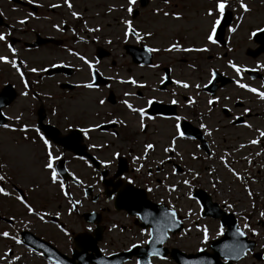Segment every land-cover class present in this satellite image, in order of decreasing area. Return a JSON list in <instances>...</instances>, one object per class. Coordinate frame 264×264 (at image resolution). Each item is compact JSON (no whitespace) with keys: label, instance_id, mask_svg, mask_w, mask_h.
<instances>
[{"label":"flooded vegetation","instance_id":"1","mask_svg":"<svg viewBox=\"0 0 264 264\" xmlns=\"http://www.w3.org/2000/svg\"><path fill=\"white\" fill-rule=\"evenodd\" d=\"M22 1L26 4L28 3V0ZM76 1L78 0H69V4H71V7H69L65 3L60 4L64 0H33V3H28V5L12 0H0V13L3 14L0 15V19H2L0 33L6 34V41L0 42L3 44L4 49L6 48L5 50H7L8 45H11L15 49L14 57L20 69V72H17L10 63L0 62V67L4 69L3 71L0 68V75L3 74L5 78H8L0 83L2 84L0 85V91L4 86H7L5 90L7 96L15 93L13 100L1 109V112H4L6 117H12V119L0 117V121L4 120V123L17 128L21 124L35 125L50 140L53 154H63L62 159L56 162V168L60 162H63L64 168L68 170V176L62 177L60 174L58 182L53 184L56 186L47 192L35 187L33 184L29 185V179L36 178L42 172H45V175L49 179V172L43 167L46 162V153L43 144L31 127L27 133L19 131L13 132L0 127V138H2L0 140L6 139L14 145L19 146L20 156L23 154V151L27 152L29 150L28 146L34 155V162L28 163L26 160H19L16 163L14 171L9 169L8 171L2 172V167H0V174H7L6 176L10 178L9 181L14 179L17 181L12 182L10 186L9 181L3 182V187L11 195H0V232L7 231L11 236H15L22 241L21 244H16L13 239L0 237V256L9 249H11L9 257L17 256L18 245H21L23 251L19 253L22 256V260H24V264H98L96 262L94 263L95 257L93 256L92 243L96 233L99 232L100 238L96 242V245L99 249L100 256L103 257L131 251V253H127V257H123L124 254H122L116 259H110L108 261L105 259L103 264H136L137 261H140V264H174L169 253L172 248L170 239L173 235L169 234L164 243L165 254L163 257L165 259L161 260L157 256L150 255L148 251L143 249L146 245L143 241L148 239L146 233L150 232V230L142 228L136 216L128 215L124 210H116L114 207V200L125 189L124 185L141 188L146 192L148 199L156 201L153 191L149 192L147 190L149 188L153 190L150 178L157 175V173H165V170H168L170 167L169 163L175 164V160H172L173 153L166 154L162 150L164 156L156 159L155 153L152 155L149 150L147 158L143 159L144 161L142 162H138V159L133 160V157H140L144 153L142 155H132L129 158L125 153L123 155L125 162V166H123L124 172L116 175L117 160L115 170L109 167L104 168L101 165L100 168H95L89 156L86 154H77L76 150L70 151L63 149L60 144L55 143L51 138L58 139L69 134L73 138L71 142L75 146L82 145L84 151L91 155V157H94L98 162L105 160L104 148L108 146V140L103 135L107 136L108 134L112 135L116 133L118 136L120 125L122 126L124 124L116 123L115 128L112 129H107L106 125L113 120L121 121L120 116L115 114L116 106H122L126 111H129L121 103L122 100H128L134 107H145L147 114L154 117L152 120L145 119L144 123L147 126L148 123H156L161 126L159 127L160 130L169 129L175 132L176 121L173 117L176 115L183 118L180 122L181 124L187 121L196 126L202 132L208 147V151L204 152V156L206 157L215 155L217 140H219V137L224 132L227 133L231 144L236 143L250 148L255 145L249 143L253 139H257L258 143L261 144L262 142L264 144L263 138L259 137L257 132L258 129L264 131V100L259 99L256 94L246 89L239 88L235 82L239 81L252 88H256L258 91H264V34L256 39L249 35L252 30L248 34L247 41L251 45L249 44L243 47L245 51V63L239 62L238 60H234L236 62H233L238 67L244 69L239 76L236 75L233 68L229 67V59L223 62L220 58V56L223 58L227 57L234 47L232 42L235 34L234 32L230 33L228 31L234 23L233 13H231L224 27L221 28V25L218 26L220 29L214 35V38L217 40L215 45L208 44L206 40V35L210 30L206 32L204 36L205 43L203 44L189 43L184 45L183 42L186 40L185 35L180 34L174 37L172 43H179L182 48L208 47L210 49L208 52L194 53H205V59L214 66V68H208L207 79L202 84V87H200V93L195 95L196 102L193 105H188L187 94H179L172 90L175 89L176 85L172 81L178 79L173 71L174 64L172 66L169 65L171 70L170 83L166 87H161V74H159L157 81L151 82L152 87L145 86L148 85V82H143L144 87L119 83L120 80L125 79L116 78L110 72L118 66V58L115 53L116 47L111 45L113 38L106 35L107 32L102 24H89V21L97 19L101 21L104 17L100 16L97 18L96 16H88L87 11L81 12L77 10L78 8L75 5ZM51 5H59V7H51ZM116 10L118 8L114 9V11ZM16 11L24 15L22 16L24 18L19 17L21 19H17L16 21L18 24H21L19 23L21 20L25 21L22 24L21 31L17 30L14 23L10 20L11 12ZM73 12H76L78 15L73 17ZM122 17L121 13H119L117 19H122ZM31 21L37 22V28L32 27L33 23ZM89 28L99 30L89 32ZM139 30H141V36H143L142 29L139 28ZM37 37L50 38L51 41L29 46V43H32ZM119 38L121 42L119 45L122 46V49L125 44L140 46L145 44V40H149V38L145 37L142 41L137 42L135 36L132 35L130 39L125 41L124 37H122L123 39L121 37ZM21 55L32 56L35 58V62L31 64L30 61ZM79 56H84L93 65V69L90 70L79 59ZM21 61L24 63L21 64ZM130 62L133 63L131 60ZM182 62L191 64L187 57H183ZM107 63L110 67L107 66ZM53 64L59 65V67L65 66L72 68V72L69 75L64 72L47 74L45 69H51V65ZM135 66L139 68H152L154 70L150 65L135 64ZM31 68H36L38 71L31 72L29 71ZM84 68H86L84 75L79 76L78 72ZM94 70L104 78L96 79L98 83L96 88L87 89L82 87L81 85L90 80L92 82L94 81ZM116 70H120V66ZM212 71H217L218 76L220 75L228 84L217 88L213 94H210L205 92L209 85L207 87H203V85L208 84L209 74ZM12 73L16 75L15 80H12ZM21 73L24 77L23 81L21 80ZM133 79L136 80L135 78ZM47 82L52 83L53 89L51 91H42L40 86ZM25 83H27L28 88L24 87ZM65 83L68 84L61 85ZM114 84L119 86L126 85L127 88L125 89L127 91H122L121 93L116 92ZM137 84H141V81H137ZM230 86L231 90L229 89ZM131 88H135V91L132 92ZM31 89V96L35 101L38 102L39 100L47 99V102H39L37 105H32L31 107H25L23 105L13 107L18 97L22 96L21 93L27 92L28 96ZM224 89L230 93L221 95L220 91ZM55 90H59V92H54ZM105 90L106 92H104ZM89 92H96L98 95L95 101L97 106L107 108L110 105L115 110L110 108L103 112L100 109L99 112H94L92 116L88 111L79 108L78 106L85 98L82 96L89 95ZM125 92L135 93V95L126 97L124 96ZM110 93L113 94L112 102L109 101ZM68 94H70L69 108L71 113L65 117L68 122L63 123L54 105L51 106L50 101L53 99H61ZM148 94L152 95L147 96ZM216 97L220 99L214 105L209 106L207 101ZM225 97H228V99H225ZM151 98H155L157 102L148 106L146 101ZM100 99L105 101L104 105L98 103ZM133 99L143 100L144 102L137 104V102L131 101ZM172 99H175L177 104H171L170 101ZM201 107L204 109L202 110ZM246 108L250 110L247 113L244 112ZM133 114L139 121V114ZM17 115L21 116L19 122L14 119ZM201 123L207 126L211 135L205 134V131L199 126ZM245 123L250 125V127H246ZM69 124L73 128L71 131H66ZM93 124H99L101 127L90 132L88 134L90 139L86 140L78 129L81 127H89ZM44 129H47V134H45ZM174 135L175 133L172 134L170 140ZM25 136H27V139H25ZM179 139L182 138H178L176 141ZM89 144L102 145V147L93 149L89 147ZM153 144L156 147V144ZM143 146L144 144H142ZM10 149L14 151L13 148ZM37 152L39 155H36ZM11 155L12 153H10ZM153 156L154 160L150 161L151 163L148 162ZM80 157L84 159H80ZM118 157H115V159H118ZM165 157L168 158L165 159ZM161 160H164L163 164H160ZM85 161L88 163H85ZM5 162L8 163L7 161ZM89 164L91 167H89ZM137 168H139V171H137ZM103 171H105L104 174ZM69 173L72 175L70 176ZM137 175H139V178ZM73 176L76 179H73ZM125 178H131L134 182L128 184ZM158 180L159 178H156V181ZM61 182L65 185L64 192L60 190L59 185ZM121 189L122 191H120ZM40 191L44 193H39ZM65 192L67 195L64 194ZM17 194L23 195L36 212L40 214L47 213L44 219L41 220L39 216L30 215L24 206L15 199ZM74 201H79V203H73ZM95 205H99V207L93 208ZM220 206L226 212H232V210H226L223 202ZM57 212L60 213L59 217L56 215ZM110 213L113 214V219L111 220L109 219ZM117 213H119L118 217L115 216ZM245 214L242 215V229L245 218H247V223L254 229H256L257 224L260 222H262L261 227H264V220H256L255 225H252L253 214ZM122 215L127 220H124ZM130 218H132V223H130ZM216 222L219 225L217 220ZM57 225L64 228L68 235L60 231ZM219 227L222 229L220 225ZM88 229H91V231ZM112 230H117L119 237L114 238L112 236ZM29 232L43 242H47L49 245L39 241L38 248L28 247L24 244V238H26L25 236ZM142 232L145 234L142 235ZM257 232L259 234V231ZM247 235L253 237L256 242L260 240V235L252 236L251 233ZM219 236L216 235L215 237ZM132 245H136V247H132ZM206 250L209 249L207 248ZM0 264H4V261H0ZM14 264L19 263L14 262Z\"/></svg>","mask_w":264,"mask_h":264},{"label":"rangeland","instance_id":"2","mask_svg":"<svg viewBox=\"0 0 264 264\" xmlns=\"http://www.w3.org/2000/svg\"><path fill=\"white\" fill-rule=\"evenodd\" d=\"M243 2L249 8L247 13L239 8L238 0H229L230 9L234 12V23L231 27L236 28V31L234 32L235 35L232 42L234 47L231 49V52L225 58L220 56L223 62L231 58L232 62H236L237 60L239 62L246 61L243 47L245 45H251V43L247 41L248 34L251 30L254 31L257 27H262L264 25V0H243ZM214 3L215 0H169V2L165 4L164 0H149L147 6L143 8H139L137 3L133 6H137L140 10L135 19H133L134 24L142 29L143 33L145 31H151L153 33V37L149 38L148 41L145 40L147 45L160 49V51L155 53V61L163 66H172L174 64V73L175 76L178 77L177 80L187 82L190 85L188 89L179 88L178 85H175V89L172 90L179 94H187L188 97H192L195 102V95L200 92L195 85H202L205 82L207 79L208 67L212 66L205 59V53L165 52L163 49L172 44L174 37L180 34L186 36V40L183 42L184 45L189 43H205L204 36L206 32L210 30V21L214 19L213 17H207L206 11L214 7ZM75 5L78 8L77 10L81 12L87 11L88 16H96L97 18L100 16L104 17L101 21L98 19L89 21V24H102L107 32L106 35L113 38L111 45L116 47L115 53L118 58L117 68L120 66V70H116L117 68H115L110 71L111 74H114V77L119 79H128L129 77L132 79L135 78L137 81H141V84H143V82H148V85L145 86L152 87L151 82L159 79L162 66L154 70L136 67L130 62V58L124 53L122 46L119 45L121 43L119 37H124L123 33L125 29L121 20H130L131 17V14L127 11V0H78L75 2ZM115 8H118V10L114 11ZM156 9L160 11L156 12ZM163 12H168L170 14L179 13L181 18L176 20L173 19L171 15L165 17ZM98 13L100 14L98 15ZM119 13H121L123 18L118 20L117 16ZM22 16L24 15L17 11L11 12L10 14V20L19 31H21L23 26L16 21L17 19L24 18ZM31 22L33 23L32 27L37 28V22ZM124 39L127 38L124 37ZM4 52H6V50L0 42V54ZM7 55L10 59H15L13 54L8 53ZM21 56L30 61L31 64L35 62V58L32 56ZM183 57H187L191 64L182 62ZM107 66L110 67L108 63ZM0 68L4 71L2 67ZM85 70L86 68L79 71L78 75H84ZM12 75V80H15L16 75L14 73H12ZM6 79L8 78H5L3 74L0 75V83ZM40 88L42 91H51L53 85L47 82L40 86ZM114 88L118 93L127 91L125 89L127 88L126 85L119 86L114 84ZM229 89L231 90V86ZM131 90L134 92L135 88H131ZM54 92H59V90H55ZM104 92H106V90ZM31 93L32 89L29 91L27 97L19 96L13 104V107H18L20 105L31 107L32 105H37L39 102H47V99L39 100L38 102L35 101ZM225 93L230 92L228 90L220 91L221 95ZM150 95L152 94H148L147 96ZM82 97L85 98L78 107L88 111L92 116L94 112H99L100 109H102L103 112L110 108L115 110V108L110 105L107 108L104 106H97L95 104L96 98L98 97L96 92H89V95H83ZM131 101H135L137 104H142L144 102L143 100L140 101L137 99ZM50 104L51 106L54 105L58 116L62 120L61 122H68L65 117L69 116L71 113L69 108L70 94L61 99H53L50 101ZM201 109L203 110L204 108L201 107ZM115 111V114L120 116L124 125H120L118 136L113 134H108L107 136L103 135V137L108 140V146L104 148V158L105 160H112V163L109 165L110 169L113 168L115 170L117 160V158H113L112 153L118 152L121 157H124L123 155L126 153L128 158L132 155H142V144L146 143L156 144V147H154L156 148L155 152L154 150H150L152 155L155 153L156 159H160L164 156L162 149L167 147L171 142L170 137L174 133V130H160V125L148 123L146 130L141 131L139 129L138 118L132 112L126 111L122 106H116ZM92 120H94V118H92ZM216 146V159H213L203 156L196 146V143L193 141H176L175 152H173L172 156L177 163H180L179 165L183 170L180 171V173L175 172L174 174V165L169 163L170 167L168 170H165V173H157V175L150 178L155 199L174 208L179 217L182 218L181 220L184 224L183 232L174 234L170 239V245L187 253L195 252L198 248H207L209 240L216 236L218 230H221L216 221L209 217L202 218L200 216V205L198 201L191 196L195 188H202L208 191L213 196V199L220 204L223 201L233 204V210L235 212L241 211L253 214L254 221L257 219L264 220V218L259 215L260 212L264 211V144L261 142V144H255L250 148L246 147L242 152H239L240 146L236 145V143L231 144L227 133L224 132L223 135L219 137V140H217ZM10 148H13L14 151H11ZM28 148L29 150L27 152L23 151V154L20 156L21 152L19 146L14 145L6 139L0 140V157L3 158L1 162L2 160L8 162H5L4 170L7 169L5 171H8L11 169L14 171L16 163L19 160H26L28 163L34 162V155L31 153L32 150L29 146ZM225 150H228V152L224 153ZM10 153H12L11 156ZM177 153H179V155H177ZM36 155H39V153L37 152ZM193 156H195L196 159H193ZM219 157H225L226 163H229L227 164L228 167L225 166L226 163L224 160H219ZM152 160H154V156L152 159H149L148 162ZM142 161L144 160L138 159V162ZM145 167H147V165H145ZM229 167L238 172L243 179L237 180L228 170ZM189 169L192 171L189 172ZM197 173V178L193 180L192 176ZM137 177L139 178V175H137ZM156 178H159V180L156 181ZM185 179L190 181V185H185L183 183ZM12 182L17 181H15V179L10 180L9 186ZM245 183H247V186L253 193L251 198H249L244 191ZM30 184L46 192L56 186L50 183L45 172L38 174L36 178H30L29 185ZM213 185H215V187H213ZM172 186H175V190H172ZM39 193L44 192L40 191ZM253 204H255L254 208L252 206ZM95 207H99V205H95L93 208ZM111 212L113 213L112 210ZM112 213L109 214L110 220L113 219ZM115 216L118 217L119 213ZM122 218L127 220L123 215ZM238 220L239 223H242L243 219L242 217H238ZM130 223H132V218H130ZM261 224L262 222L259 223V226H261ZM205 227L208 230L209 239L206 243H201L203 233L199 229ZM259 233L260 240L258 241V250L264 251V249L261 248V245L264 244V227H259ZM112 236L114 238L119 237V232H117V230H112ZM8 259H11V257H8ZM15 263L24 264V260H19ZM236 264H264V258L262 261H257L249 255Z\"/></svg>","mask_w":264,"mask_h":264},{"label":"snow or ice","instance_id":"3","mask_svg":"<svg viewBox=\"0 0 264 264\" xmlns=\"http://www.w3.org/2000/svg\"><path fill=\"white\" fill-rule=\"evenodd\" d=\"M169 2V0H164V3L167 4ZM28 3H33V0H28ZM64 3L67 4L69 7H71V4H69V0H64ZM137 3V0H127V11L129 14L133 13V6ZM239 3V8L243 10V12L247 13L249 11V8L246 6V4L243 2V0H238ZM229 0H215L214 3V7L209 8L206 11V16L207 17H213L214 19H212L210 21V31L207 33L206 35V40L208 42V44L211 45H215L217 43V40L214 38V35L217 31L218 26L221 25V19L225 13V10L227 7H229ZM51 7H59V5H51ZM156 12H159V9L155 10ZM0 15H3L2 13H0ZM73 17H76L78 14L76 12L72 13ZM163 15L165 17H168L169 15H171L173 17V19L179 20L180 14L179 13H168V12H163ZM19 23L23 24L25 23L24 20L19 21ZM125 27L124 30V37L128 38L130 35L135 36V39L137 42L142 41L143 38L147 37V38H151L153 36V33L151 31H145L143 33V36H141L140 32H138L132 25V22L130 20H124L123 21ZM54 27H56L54 25ZM99 29H92L89 28L88 31L92 32V31H98ZM228 31L231 32H235L236 28L234 27H230L228 29ZM257 33H261L264 34V28H260L257 27L254 31H252L249 35L250 37H255L257 35ZM0 41H6V34L5 33H0ZM9 51L12 52L13 54H15V49L11 47V45H8ZM210 49L208 47H201V48H182L181 45L179 43H172L170 44L167 48L163 49V51L165 52H208ZM144 51L147 53H155L160 51L159 48L156 47H149L147 45L144 46ZM75 55V53H73ZM79 59L82 60L87 66L88 68L91 70L93 69V65L84 57V56H79ZM0 62L3 63H10L11 66L16 69L17 72H20L19 67L17 66V61L15 59L9 60L6 56H0ZM21 64L24 63L23 61L20 62ZM228 65L229 67L233 68L236 75L239 76L240 73L242 71H244V69L238 67L236 64H234L231 60L228 61ZM51 67H59V65L53 64L51 65ZM150 67H157V65H150ZM29 71L31 72H37L38 70L36 68H31L29 69ZM216 73L214 71L210 72L209 74V79H208V84L203 85V87H207L208 85L213 83V79L215 77ZM24 77L23 74L21 73V80L23 81ZM94 79V78H93ZM167 78L166 77H161L160 78V83L164 84L165 80ZM238 85L239 88L242 89H246L249 92H252L254 94H256L258 96L259 99L264 100V91H258L256 88H252L246 84L240 83L239 81H235ZM119 83L121 84H132V85H136L138 87H144V85L142 84H137V81L132 79L131 77L128 78V80H120ZM173 84L178 85L181 88L184 89H188L190 87L189 83L187 82H183L180 80H173L172 81ZM84 88L87 89H93L96 88L97 86L92 82V80H90L89 82L81 85ZM25 88H28L27 83H25L24 85ZM195 87L197 89H199L200 87H202L201 85L197 84L195 85ZM22 96H27V92H22L21 93ZM131 95H135V93H131V92H125L124 96H131ZM173 95H175L173 93ZM220 98L216 97L214 99H209L207 101L209 106L214 105ZM225 99H228V97H225ZM157 101L155 100V98H151L148 99L146 101V104L148 106H151L152 104L156 103ZM98 103L100 105H104L105 101L103 99H100L98 101ZM121 103L132 113H138L139 114V128L141 131H145L147 128V125L144 123L145 119L148 120H152L154 119V117L150 116L147 114L146 108L145 107H134L131 103L128 102V100H122ZM171 104L175 105L177 104V101L175 99H172L170 101ZM195 103V101L193 100L192 97H188L187 98V104L188 105H193ZM211 110V109H209ZM248 111H250L249 109H244V112L247 113ZM0 117L6 118V119H12V117H6L4 112H0ZM14 119L19 122L21 120V116L17 115L14 117ZM173 119L176 121L175 123V135L171 138V142L169 143V145L167 147H164L162 150L164 153H170V152H175V142L178 138H184L185 134L184 132L181 130V120L183 119L181 116L176 115L173 117ZM111 123H123V121H117V120H113L110 121ZM200 128L203 129L205 131L206 135H211V132L208 130L207 126L204 123H201ZM246 127H250V125H247V123H245ZM0 127H3L4 129L10 130V131H19V132H23V133H27L31 127V129L33 131H35L36 136L39 137V140L42 142L43 144V148L44 151L46 153V162L44 163L43 167L45 169L48 170L49 172V180L51 181L52 184H56L58 182V178L60 176V173L57 171V168L55 166L57 161H60L62 159L63 154L61 153L60 155H54L53 151H52V144L50 142V140L48 138H46V136L40 131L39 128H37L35 125H28V124H21L19 126V128L14 127L12 125H9L7 123L4 124H0ZM101 126L99 124H93L89 127H81L78 129V131L83 134L84 138L90 139L89 137V133L92 131H95L96 129L100 128ZM73 128V126L71 124L68 125L66 131H71ZM259 137L264 138V131H260L259 129L257 130ZM113 135H116V133H113ZM189 139H191V137H188ZM25 139H27V136H25ZM67 139L69 141H72V137L69 136L67 137ZM249 143L251 144H256L258 143V140L253 139L250 140ZM90 148H97V147H102V145H96V144H89ZM154 144L153 143H146L143 146V155L140 157H133V160L136 159H146L147 155L149 153V150H154ZM241 147H244L243 145H241ZM119 153L118 152H114L112 153L113 158L118 157ZM177 155H179V153H177ZM259 155V153H258ZM168 157H165V159H167ZM193 159H196L195 156L192 157ZM80 159H84L83 157H80ZM221 159L223 160L224 157H221ZM85 163H88L87 161H85ZM100 165L104 168H108L109 165L112 163L111 159L108 160H101ZM164 160L160 161V164H163ZM226 167H228V165H225ZM0 167H3L2 165H0ZM89 167H91V165L89 164ZM228 170L232 173V175L237 179V180H241L243 179V177L236 172L234 169H232L231 167L228 168ZM65 172H67L68 170L65 168L64 169ZM137 171H139V168H137ZM192 170L189 169V172H191ZM176 169H173V173L175 174ZM69 175L71 176L72 174L69 173ZM198 176L197 174H194L192 176V179L195 180ZM9 177L3 174H0V195L3 196H10L11 193L9 191H7L4 187H3V182L9 181ZM73 179H76L73 176ZM127 179V183L128 184H132L134 181L131 178H125ZM79 182V181H77ZM183 183L185 185H190V181L185 179L183 180ZM60 190L61 192H64L65 189V185L61 182L60 183ZM213 187H215V185H213ZM149 192L152 191V189H147ZM172 190H175V186H172ZM244 191L246 192V194L248 195L249 198H251L253 196V193L251 192V190L249 189V187L247 186V183H245L244 185ZM65 195H67V193H64ZM15 199L17 201H19V203L21 205L24 206V208L27 210V212L30 215H36L39 216V218L41 220L44 219V216L47 215V213L44 214H40L38 212H36L34 210V208L27 202V200L24 198L23 195L21 194H17L15 196ZM73 203H79V201H74ZM223 203L226 206V210L231 211L233 209V204L227 202V201H223ZM253 208L255 207V204L252 205ZM57 217H59L60 213L57 212L56 213ZM260 217L264 218V211L259 213ZM171 217L172 219L175 221V212L173 211L171 213ZM11 219V218H10ZM58 228H60V231L64 232L65 235H68L67 231L62 228L60 225H57ZM89 231H91V229H88ZM202 233H203V239L201 240V243H206L209 239V235H208V230L207 228H201L199 229ZM247 230V231H245ZM248 233H251L252 236H257L259 235L258 232L252 228L248 223H247V218H245V223L243 225V229L239 226L236 227L235 229V233L234 235L238 236V237H244L246 236ZM145 233L142 232V235H144ZM148 236L147 240H144L143 243L147 244L149 243L152 238H153V233L150 231L148 233H146ZM222 234V229L218 230L216 235L219 236ZM0 237H4L7 239H13L15 241L16 244H21L22 241L19 238H16L15 236H11L9 232L4 231V232H0ZM159 243H163L164 242V236H160L158 239ZM132 247H136V245H132ZM225 248L227 249L226 253H225V258L226 259H240L243 255L249 254L250 249L244 245L242 242H240L239 240H237L233 245H226ZM261 248L264 249V244L261 245ZM31 251V250H30ZM198 251H202V249H198ZM11 252V249L7 250L4 252V254L2 256H0V261H4V264H14V262H18L21 258L19 256H13L11 257V259H8L9 254ZM150 255H154V256H158L161 260L165 259V257L160 256L159 252L157 250H153L151 253H149ZM136 264H140V261H137Z\"/></svg>","mask_w":264,"mask_h":264},{"label":"water","instance_id":"4","mask_svg":"<svg viewBox=\"0 0 264 264\" xmlns=\"http://www.w3.org/2000/svg\"><path fill=\"white\" fill-rule=\"evenodd\" d=\"M147 0H141V5L144 6L146 4ZM226 18H228V16H226ZM226 21V19L224 20V22ZM222 28V26H221ZM130 50H127L128 53L131 54L133 60L135 62L142 61L141 60V54L135 50L134 48H129ZM134 49V50H132ZM8 101H5V103H7ZM194 136L199 137V134L193 133ZM69 148V146H68ZM195 196H197L200 201L202 202V204L204 205L206 212L204 213L206 214H210L213 217H217L218 215H216L215 213V208L213 206V204H211L209 197L202 191L198 190L196 191V193L194 194ZM142 198H144L143 195H141ZM121 206L126 208L127 210H130V212H136L139 214H143L144 212H147L146 209L152 210L153 212H156L157 216H154L152 220H164L165 222H167V224L163 225V228L165 227H169L171 228L173 231L177 230L178 227L175 225V222L173 221L172 217H171V213L172 211H165L164 209H157V206L154 204H148V202L146 203L144 200H142L141 202L139 201H135V203H132L131 205L127 206V204L125 202L121 203ZM149 213V212H148ZM153 214V213H150ZM222 221L225 225H227V230L226 233L224 235V237L221 239V241H216L213 243L212 247L214 249V253L213 254H199V255H188V256H183V255H179L177 256L176 260L179 264H182L183 262L188 261L189 264H219V260L218 258L220 257L221 253L218 252V248L222 247V246H230L233 245L237 240H239L240 242H242L244 245H246L249 249L253 248L254 242L250 241L247 242L245 240L244 237H238L236 235H234L235 233V229H236V225H235V220L229 216L226 217L224 215H222ZM154 228H156V231L159 230L160 226H154ZM227 251V249H226ZM225 256V255H222ZM221 256V257H222ZM255 256L257 258H260V254L257 253L255 254ZM181 257H185V258H181ZM233 260H238V259H233Z\"/></svg>","mask_w":264,"mask_h":264}]
</instances>
